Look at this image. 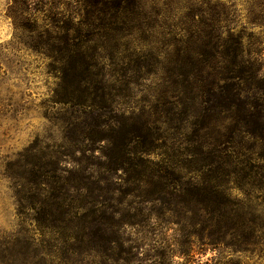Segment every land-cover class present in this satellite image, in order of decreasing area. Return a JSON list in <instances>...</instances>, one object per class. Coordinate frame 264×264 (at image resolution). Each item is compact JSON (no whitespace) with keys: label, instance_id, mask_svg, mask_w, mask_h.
<instances>
[{"label":"trees","instance_id":"trees-1","mask_svg":"<svg viewBox=\"0 0 264 264\" xmlns=\"http://www.w3.org/2000/svg\"><path fill=\"white\" fill-rule=\"evenodd\" d=\"M76 2L59 37L34 42L60 65L51 102L73 111L59 119L61 145L37 142L6 165L18 217L60 236L62 264L126 263L124 229L166 215L174 226L192 215L204 225L193 233L200 242L220 244L229 232L234 247L237 235L254 242L246 215L258 211L234 192L264 187L261 53L236 39L221 51L218 37L207 51H135L130 36L151 15L142 0Z\"/></svg>","mask_w":264,"mask_h":264},{"label":"rangeland","instance_id":"rangeland-1","mask_svg":"<svg viewBox=\"0 0 264 264\" xmlns=\"http://www.w3.org/2000/svg\"><path fill=\"white\" fill-rule=\"evenodd\" d=\"M21 1L0 0V253L5 248L3 264H62L57 250L60 236L43 233L28 217H18L12 183L5 174L6 165L35 143L62 144L59 138L63 125L59 119L73 108L51 102L58 84L54 67L60 65L50 59L52 51L39 50L34 42L48 34L59 37L62 31L58 27L78 17L74 12L79 4L76 0H28L23 6ZM142 2L151 15L148 24L130 36L135 51H147L148 45L162 51H207V43L218 37L221 51L236 39L244 51L260 52L264 58V0ZM19 15L24 19L14 23L13 17ZM118 51L128 50L122 47ZM63 151H67L66 146ZM234 193L258 211L254 217L246 215L259 230L254 242H245L237 235L234 247L229 231L220 244L200 242L193 233L204 225H192V215L185 216L181 226L168 223L170 216L166 215L148 226L124 229V236L131 240L124 245L123 253L129 261L106 264H264V187L253 190L248 198L238 191ZM198 218L207 221L210 216ZM184 239L190 242L185 244ZM97 263L92 257L76 264ZM64 264L73 263L68 260Z\"/></svg>","mask_w":264,"mask_h":264}]
</instances>
